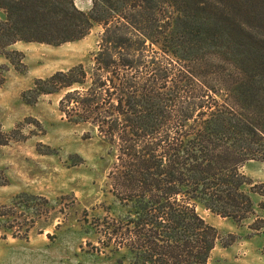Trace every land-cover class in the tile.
Here are the masks:
<instances>
[{"label": "trees", "instance_id": "trees-1", "mask_svg": "<svg viewBox=\"0 0 264 264\" xmlns=\"http://www.w3.org/2000/svg\"><path fill=\"white\" fill-rule=\"evenodd\" d=\"M255 3L92 0L83 10L75 0H0L1 48L58 45L103 26L91 65L38 78L22 98L65 91L66 120L89 124L107 143L105 185L120 209L103 206L96 222L85 221L120 255L118 264H206L218 244L239 236L197 207L240 226L254 214L251 194L264 195L242 171L264 159V56L253 52L255 42L233 40L260 19ZM21 135L0 122V148Z\"/></svg>", "mask_w": 264, "mask_h": 264}, {"label": "rangeland", "instance_id": "rangeland-1", "mask_svg": "<svg viewBox=\"0 0 264 264\" xmlns=\"http://www.w3.org/2000/svg\"><path fill=\"white\" fill-rule=\"evenodd\" d=\"M79 2L83 10L92 6V0ZM255 2L260 19L249 24L242 39L233 40L255 42L253 52L264 56V0ZM5 17L0 9V18ZM102 30L95 24L84 38L58 45L17 41L0 47V65L6 66L0 68L5 78L0 122L4 131L17 128L23 136L0 148V264H118L120 255L102 246L100 234L85 221L96 222L106 213L103 206L112 213L120 209L105 185L112 161L107 143L89 124L66 120L59 109L65 91L41 94L33 103L22 98L38 78L80 62L91 65ZM240 47L235 54L243 51ZM242 171L264 191V159L247 162ZM251 195L254 214L240 226L197 207L221 231L239 236L229 247L218 244L206 264H264V226L258 231L250 227L255 220L264 225V195Z\"/></svg>", "mask_w": 264, "mask_h": 264}, {"label": "bare ground", "instance_id": "bare-ground-1", "mask_svg": "<svg viewBox=\"0 0 264 264\" xmlns=\"http://www.w3.org/2000/svg\"><path fill=\"white\" fill-rule=\"evenodd\" d=\"M76 2H77V4L80 6V2H79V0H76Z\"/></svg>", "mask_w": 264, "mask_h": 264}, {"label": "crops", "instance_id": "crops-1", "mask_svg": "<svg viewBox=\"0 0 264 264\" xmlns=\"http://www.w3.org/2000/svg\"><path fill=\"white\" fill-rule=\"evenodd\" d=\"M75 2H76V1H75ZM76 4H77V3H76ZM80 4H81V3H80ZM77 6L79 7V5H78V4H77ZM83 6H86V5H82V7H83ZM80 7H81V6H80ZM80 7H79V8H80ZM16 43H17V42H16Z\"/></svg>", "mask_w": 264, "mask_h": 264}, {"label": "water", "instance_id": "water-1", "mask_svg": "<svg viewBox=\"0 0 264 264\" xmlns=\"http://www.w3.org/2000/svg\"><path fill=\"white\" fill-rule=\"evenodd\" d=\"M75 3H76V2H75ZM76 5H77V4H76ZM15 43H16V42H15ZM15 43H14V44H15ZM12 45H13V44H12Z\"/></svg>", "mask_w": 264, "mask_h": 264}]
</instances>
